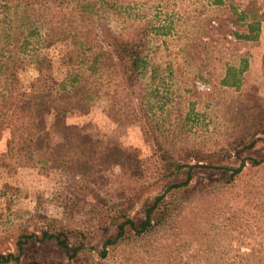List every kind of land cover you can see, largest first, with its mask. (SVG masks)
Returning <instances> with one entry per match:
<instances>
[{
  "label": "rangeland",
  "instance_id": "rangeland-1",
  "mask_svg": "<svg viewBox=\"0 0 264 264\" xmlns=\"http://www.w3.org/2000/svg\"><path fill=\"white\" fill-rule=\"evenodd\" d=\"M263 6L0 0V109L13 111L42 82L41 58L53 82L73 69L83 75L78 99L93 95L85 107H67L66 123L79 127L73 133L51 104L25 110L39 112L50 133L36 144L9 145L15 124L3 126L0 254L18 260L0 264H264V160L246 159L264 156V36L232 34L245 29L233 23L241 10ZM111 41H130L135 54L117 57ZM189 168L191 183L169 192ZM159 194L163 221L141 234L126 225V237L102 257L118 225L139 221ZM62 226L73 231L70 243H83L74 257L54 237L42 238Z\"/></svg>",
  "mask_w": 264,
  "mask_h": 264
},
{
  "label": "trees",
  "instance_id": "trees-1",
  "mask_svg": "<svg viewBox=\"0 0 264 264\" xmlns=\"http://www.w3.org/2000/svg\"><path fill=\"white\" fill-rule=\"evenodd\" d=\"M221 3V0H216ZM244 10H241L240 13H243ZM130 41H125L121 43V46H116L115 43L108 42L109 46H112L113 52L117 54V57L123 58L124 51L128 50V53L131 55L135 54L134 49H130L129 45ZM84 51L93 52L95 48L93 45H84L81 46ZM81 48V49H82ZM109 56V53H108ZM132 64L136 67H139L140 63L143 62L141 57H137V59H132ZM50 61L46 58L39 59L38 63V71L39 75L37 77V82L33 83V88L29 93H23V98L19 100L18 107L16 106L13 111H9V109H0V132L5 124L13 125L15 124V128L12 129L11 132V140L9 145H32V143L36 144L35 140H42V137H47L50 133L45 130V125L42 123L43 119L41 114L38 112L37 114H26L25 110H32V105L37 106L36 109L39 111L43 106H47L51 104L56 111V119L59 122L58 124L64 128L69 129L72 133L74 130H78V126L67 124L65 121V114L67 113V107L70 106L71 109H76L81 106H86L88 100L92 98L93 95L91 93H84L82 99H78L79 91L83 84V75L78 72H74L73 69H67L65 76L58 83L53 82L54 75L51 71ZM70 70V71H69ZM235 70L236 69H231ZM238 72L241 71L237 70ZM236 71V72H237ZM237 77L234 79L232 84H237ZM52 82V83H51ZM222 82L227 85L226 79H223ZM61 93V94H60ZM61 97V106H60V98ZM27 99V100H25ZM33 103V104H32ZM15 110V111H14ZM36 134V135H35ZM75 134H72V137ZM41 138H39V137ZM41 139V140H40ZM89 141V139L87 140ZM38 142V143H39ZM253 145H249V148H252ZM23 148V147H22ZM246 159L250 160L251 165H257L261 161L264 160V156L261 159H256L253 157H246ZM245 158L242 160V164L245 163ZM241 167L234 170L232 172L231 178L240 173ZM192 171L189 168L186 174V178L181 181H176L171 183L168 187L171 192L182 190L187 187L192 181ZM229 181V179L227 180ZM168 196V195H167ZM166 194L156 195L153 201L146 206L142 218L139 221H135L134 219L127 218L125 221L121 222L118 225V230L116 235L113 238H108L104 241L102 245V249L99 251V254L104 257L107 255L109 245H114L120 240L124 239L127 235L126 225H129L130 231L135 234H141L149 231L156 224H159L165 218V211L167 210L164 207V199ZM72 230H69L65 227H61L56 231H44L42 238H55L57 243L61 246L63 251L66 253L68 257L76 256L77 252L82 249L83 243H70V236L72 234ZM21 248V246L19 247ZM12 259H17L18 256H15L13 253L0 254V263L10 262ZM24 264H44L38 260H30Z\"/></svg>",
  "mask_w": 264,
  "mask_h": 264
},
{
  "label": "crops",
  "instance_id": "crops-1",
  "mask_svg": "<svg viewBox=\"0 0 264 264\" xmlns=\"http://www.w3.org/2000/svg\"><path fill=\"white\" fill-rule=\"evenodd\" d=\"M223 0H221L222 2ZM239 16L233 19V23L245 22V29L232 31L233 37L247 40H260L264 36V6L258 9L257 13H251L245 9ZM238 70V69H236Z\"/></svg>",
  "mask_w": 264,
  "mask_h": 264
}]
</instances>
